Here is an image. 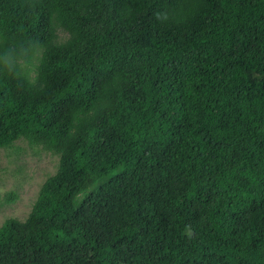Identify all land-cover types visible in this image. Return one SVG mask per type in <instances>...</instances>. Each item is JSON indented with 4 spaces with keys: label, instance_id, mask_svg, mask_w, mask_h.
I'll list each match as a JSON object with an SVG mask.
<instances>
[{
    "label": "trees",
    "instance_id": "16d2710c",
    "mask_svg": "<svg viewBox=\"0 0 264 264\" xmlns=\"http://www.w3.org/2000/svg\"><path fill=\"white\" fill-rule=\"evenodd\" d=\"M58 156L0 264H264V0H0V149Z\"/></svg>",
    "mask_w": 264,
    "mask_h": 264
},
{
    "label": "rangeland",
    "instance_id": "374dc122",
    "mask_svg": "<svg viewBox=\"0 0 264 264\" xmlns=\"http://www.w3.org/2000/svg\"><path fill=\"white\" fill-rule=\"evenodd\" d=\"M57 165V155L24 139L0 149V225L10 217H27L41 185L55 173Z\"/></svg>",
    "mask_w": 264,
    "mask_h": 264
}]
</instances>
